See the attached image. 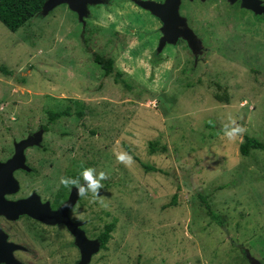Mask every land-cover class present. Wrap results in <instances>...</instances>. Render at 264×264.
Instances as JSON below:
<instances>
[{
  "label": "rangeland",
  "instance_id": "obj_1",
  "mask_svg": "<svg viewBox=\"0 0 264 264\" xmlns=\"http://www.w3.org/2000/svg\"><path fill=\"white\" fill-rule=\"evenodd\" d=\"M138 2L88 5L83 23L63 4L16 32L0 24V66L11 72L0 71V161L40 133L13 195L49 199L61 194V176L91 167L106 179L75 219L99 247L102 223L114 228L87 264H251L247 255L264 264V150L239 153L243 136L264 143V3L250 9L255 17L229 0L183 2L193 53L181 36L185 44L157 51L162 26ZM92 53L112 58L123 84ZM67 107L69 117L48 123L47 110ZM226 125L243 132L229 139ZM120 152L128 164L117 162ZM20 217L0 223L29 250L12 255L17 264H80L72 234Z\"/></svg>",
  "mask_w": 264,
  "mask_h": 264
},
{
  "label": "water",
  "instance_id": "obj_2",
  "mask_svg": "<svg viewBox=\"0 0 264 264\" xmlns=\"http://www.w3.org/2000/svg\"><path fill=\"white\" fill-rule=\"evenodd\" d=\"M229 1L233 3L235 0ZM99 3H102V0H47L40 14L46 15L53 8L65 4L72 12L77 14L78 21L83 23V17H86L87 13V6ZM138 4L141 8L158 18L162 24L161 33L163 37L160 39L157 51H160L166 42L174 43L176 37L181 36L186 39L193 53L196 52L193 34L185 27L177 12L179 0H164L163 4L140 1ZM242 7L253 9L252 6L246 4H242ZM263 11L264 8L261 7V12ZM177 27L181 29L179 30ZM39 137L40 133H37L33 137L15 143L13 156L5 163H0V216L10 221L18 219L19 216H27L46 225H64L75 238V243L80 252V264H87L91 256L98 251L99 246L97 242L86 239L84 233L78 230V224L71 223L68 219L67 211L75 203L76 198L73 197L75 191L71 192L68 200L56 211H50L47 204L40 205L35 195L25 200L17 201H7L4 198V195H13L18 191L19 185L13 177V172L17 170L29 171L24 165L23 150L32 146L35 143L32 141L39 139ZM19 248L17 245L7 243L6 235L0 230V264H17L13 260L11 253ZM247 258L251 261V264H257L249 255H247Z\"/></svg>",
  "mask_w": 264,
  "mask_h": 264
},
{
  "label": "trees",
  "instance_id": "obj_3",
  "mask_svg": "<svg viewBox=\"0 0 264 264\" xmlns=\"http://www.w3.org/2000/svg\"><path fill=\"white\" fill-rule=\"evenodd\" d=\"M47 0H0V24H2L10 32H16L22 28L29 20L39 15L44 3ZM92 61L97 64L106 77L113 76L115 83L123 84L121 80V74L114 72V61L112 58L107 56H102L96 53H92ZM0 71L10 74V71H7L4 67L0 66ZM47 119L48 123L53 124L57 119L61 117H69V107L65 110L52 111L47 110ZM80 116L81 114H77ZM149 152L151 154L156 153L157 143L150 142L148 144ZM125 150L128 155L133 156L131 152L125 147ZM162 151H165L166 148L162 147ZM252 150H264V143L248 136H243V141L239 145V153L241 156L246 157L249 155V152ZM134 160L138 161L136 157H133ZM145 172H158L157 169L153 167L140 164ZM175 196H173V199ZM206 210L212 221L220 223L218 216L211 211L209 204L206 202L204 197H200ZM114 228L112 223L106 224L104 232L99 234L100 246L102 247L106 244L110 238V234Z\"/></svg>",
  "mask_w": 264,
  "mask_h": 264
},
{
  "label": "flooded vegetation",
  "instance_id": "obj_4",
  "mask_svg": "<svg viewBox=\"0 0 264 264\" xmlns=\"http://www.w3.org/2000/svg\"><path fill=\"white\" fill-rule=\"evenodd\" d=\"M128 1H130V2H132V3H134L135 1H138V0H128ZM139 1H154L155 3H158V4H162V3H164V0H139ZM185 1H190V0H179V6H178V12H179V10H180V8H182V5L184 4L183 2H185ZM191 1H194V2H198V3H205V2H210V1H213V0H191ZM228 1V0H227ZM261 2H263L264 3V0H235L234 2H233V5H238L240 8H242L241 7V5L242 4H246V5H248V6H252V7H259V6H261ZM139 8V7H138ZM141 10H144V9H142L141 8ZM242 10H244L247 14L248 13H250V14H252L253 16H255L254 14H253V12L250 10V9H246V8H242ZM144 11H146V10H144ZM146 12H148V11H146ZM149 13V12H148ZM256 17V16H255ZM159 21V20H158ZM159 23H160V25L162 26V24H161V22L159 21ZM177 29H181L180 27H177ZM158 38H157V45L159 44V41H160V34H158ZM182 39H176L175 40V43L174 44H168V43H166L164 46H176L177 44H181L180 42H182L181 41ZM184 42V41H183ZM186 42H184V44H185ZM48 120V119H47ZM50 124V123H49ZM43 130H44V132H47L46 131V128H44L43 127ZM20 141H22V140H20ZM20 141H18V142H20ZM18 142H16V143H18ZM14 145H15V143H13V154H14V151H15V147H14ZM34 148V147H33ZM33 148H30V147H27V148H25L24 150H23V154L24 153H26L27 151H29V150H31V149H33ZM34 152V151H33ZM13 154H12V156H13ZM12 156H10L8 159H5L4 161H0V163H5L7 160H9ZM17 174H29V173H25V171L23 172L22 170H17V171H14L13 172V177H15ZM70 175V174H69ZM70 177L71 178H78L79 177V174L78 173H75V174H71L70 175ZM55 185H56V180L53 182ZM57 186V185H56ZM55 188V187H54ZM56 189V188H55ZM72 191H75V189L74 188H72V187H69V188H65L64 186L62 187V192H61V194H57L56 192L52 195V197H50L49 199H41L40 198V196L39 195H37V197L39 198V201H40V203L42 204V205H44V204H47L48 205V208L50 209V211H56V210H58L59 209V207H61L67 200H68V198L70 197V195H71V192ZM15 195H4V198H5V200H7V201H17V200H23V199H27L30 195H28V196H26V197H24V198H17V197H14ZM73 197H75L76 199H75V203H74V205L71 207V208H69L68 209V211H67V216H68V218H69V220L72 222V223H76V224H79V228H80V230L85 234V229L84 228H86L87 226H88V224H86V223H88V222H86V221H83V220H77V219H75V210H76V208H78L85 200H87L88 198H89V194H87L86 196H78L77 195V193H76V191H75V194H74V196ZM40 204V205H41ZM93 217H96L95 216V211H94V214L92 215ZM100 217V214H98V218ZM21 218H26V219H29V220H31V221H33L34 223H36L37 225H38V227L40 228V229H53V228H59V227H61L62 229H65L66 231H68L67 230V228L64 226V225H46V224H43V223H41V222H39V221H37V220H33V219H31V218H29V217H27V216H22V217H20V219ZM10 223V224H12L13 222H10V221H8L6 218H4V217H0V223ZM102 227H101V230H100V233L99 234H101V233H103L104 232V229H105V224L104 223H102ZM98 227H99V224H98ZM69 232V231H68ZM70 233V232H69ZM71 234V233H70ZM99 234L97 235V241H98V243L100 242V240H99ZM7 237V242L8 243H11V244H14V245H18V243H16V242H14V241H12V240H10L9 239V236H6ZM99 245H100V243H99ZM99 249H101V246L99 247ZM100 251V250H99ZM29 252V250H27V251H23L22 249H15V250H13L12 251V255H13V257L14 258H18V257H23V256H26V255H24L23 253H28ZM94 256V255H93ZM26 264V263H25Z\"/></svg>",
  "mask_w": 264,
  "mask_h": 264
},
{
  "label": "clouds",
  "instance_id": "obj_5",
  "mask_svg": "<svg viewBox=\"0 0 264 264\" xmlns=\"http://www.w3.org/2000/svg\"><path fill=\"white\" fill-rule=\"evenodd\" d=\"M229 123L231 124V121ZM225 127L226 131L224 135L229 139L237 133L243 132V129L238 127L229 128L227 125ZM115 158L117 162L124 163L125 165L131 161V157L123 152L116 153ZM105 179L106 175L103 171L96 172L93 168L87 167L81 169L78 178L61 176L59 178V186L74 188L78 196H86L90 193L95 198L103 187L101 182Z\"/></svg>",
  "mask_w": 264,
  "mask_h": 264
}]
</instances>
